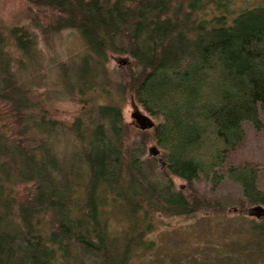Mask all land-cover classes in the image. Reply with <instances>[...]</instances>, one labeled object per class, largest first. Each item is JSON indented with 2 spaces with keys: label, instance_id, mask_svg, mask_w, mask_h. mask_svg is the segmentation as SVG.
Masks as SVG:
<instances>
[{
  "label": "trees",
  "instance_id": "trees-1",
  "mask_svg": "<svg viewBox=\"0 0 264 264\" xmlns=\"http://www.w3.org/2000/svg\"><path fill=\"white\" fill-rule=\"evenodd\" d=\"M30 2L46 12L35 29L46 43L64 32L80 37L79 60L56 63L55 90L85 107L70 128L51 119L46 102L32 101L45 88L35 82L44 70L37 39L25 27L0 31V156L9 155L0 172L9 183L7 165H18L20 180L34 186L16 210L0 188V264H132L161 248L149 239L155 212L222 214L209 195L228 185L245 205L264 207L260 169L230 162L246 124L264 132V0ZM112 56L132 62L111 71ZM130 95L160 122L129 146ZM14 125L22 130L15 134ZM149 131L164 165L157 180L144 158ZM63 132L76 150L67 169L48 139ZM201 180L211 186L205 195L196 190ZM251 234L263 240L264 224Z\"/></svg>",
  "mask_w": 264,
  "mask_h": 264
},
{
  "label": "rangeland",
  "instance_id": "rangeland-1",
  "mask_svg": "<svg viewBox=\"0 0 264 264\" xmlns=\"http://www.w3.org/2000/svg\"><path fill=\"white\" fill-rule=\"evenodd\" d=\"M45 13V10L33 5L30 0H0V31L7 36L8 30L11 28L25 27L35 36L38 44L37 50L40 52L38 69L42 67L44 69L39 72L35 82L39 86L44 84L45 88L38 87L36 99H32V101L35 103L46 102L48 106L45 111L48 112L49 117L62 126L70 128L80 117L85 106L79 97L58 95V91L55 90L59 89V68L56 67V63L67 55L77 62L83 51L82 41L77 33L64 32L61 37L53 36L46 43L41 33L39 35L35 30L38 28L39 22L45 24ZM123 62L129 65L132 61L129 57L112 56L109 69L117 71L121 66H124ZM46 73L47 78L42 81ZM26 77H28V73H26ZM50 92L53 93L49 94ZM125 100L123 120L127 129V144L130 146L137 142L138 131H141L134 125L132 115L136 110L150 115L134 100L132 95L126 96ZM8 110L9 107L3 110L5 111L3 113H6L4 117L6 119L9 118ZM151 118L156 125L159 124V119ZM261 119L264 123V113H261ZM13 122H16V119ZM13 127L15 134L18 127L20 131L22 130L21 126L14 125ZM245 130L247 133L246 142L230 155V162L236 166L247 163L257 166L261 171V189L264 191V132H257L248 124L245 125ZM149 132L144 158L150 165L154 162L155 173L152 179L157 180L158 176H161L159 172L164 165L162 162L160 164L156 161L160 160L161 149L152 139V131ZM48 139L51 142L49 146L51 152L61 166L67 169L76 152L73 139L64 132L57 133L53 137L50 136ZM18 141L22 142L20 139L17 140V143ZM154 148L159 151V155L156 157L151 154V149ZM7 156L9 155L0 156V165L4 164L3 161L7 162ZM14 166V168H10L7 165L8 174L12 180L9 183L2 176L7 173L0 172V188L7 186L6 192L15 198L16 210L19 205L31 200L34 186L33 183L21 181L18 165ZM151 166L153 167V164ZM155 175L158 176L155 177ZM174 183L177 190L185 192L187 196L190 195V191L187 192L186 183L180 179H174ZM196 187V190L203 195L211 191L210 184L204 180L198 182ZM218 190L217 196H209L213 206L219 205L222 208V214L213 213L210 216H205V213L197 212L191 216H165L155 212L152 216L156 228L149 239L155 241L161 248L154 255H147L143 259L142 257L135 258L132 264H199V262H203V264H264V239L258 240L254 234L250 235L253 227L264 224V221L261 220L263 217L257 216L253 206L245 205L241 194L234 186L228 185ZM262 208L264 209V207ZM13 213L15 214L14 211ZM116 227L118 228V225Z\"/></svg>",
  "mask_w": 264,
  "mask_h": 264
},
{
  "label": "water",
  "instance_id": "water-1",
  "mask_svg": "<svg viewBox=\"0 0 264 264\" xmlns=\"http://www.w3.org/2000/svg\"><path fill=\"white\" fill-rule=\"evenodd\" d=\"M122 64L126 63L123 62ZM132 118L134 120V125L141 131L151 130L156 125L150 116L145 115L138 110L134 112ZM151 154L156 157L159 155V151L155 148L151 149ZM253 210L257 212L258 217H264V209L262 207H256Z\"/></svg>",
  "mask_w": 264,
  "mask_h": 264
}]
</instances>
